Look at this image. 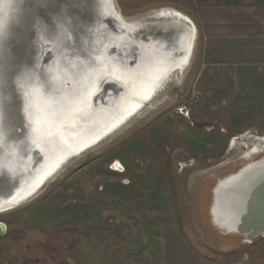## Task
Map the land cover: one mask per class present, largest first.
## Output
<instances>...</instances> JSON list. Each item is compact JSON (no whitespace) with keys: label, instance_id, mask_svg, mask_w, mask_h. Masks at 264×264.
<instances>
[{"label":"rangeland","instance_id":"374dc122","mask_svg":"<svg viewBox=\"0 0 264 264\" xmlns=\"http://www.w3.org/2000/svg\"><path fill=\"white\" fill-rule=\"evenodd\" d=\"M114 2L156 27L171 20L141 15L172 7L193 21L198 4ZM211 27L197 29L191 62L137 117L0 212V264H264V237L230 246L198 214L197 191L264 137V37H216Z\"/></svg>","mask_w":264,"mask_h":264},{"label":"water","instance_id":"95a60500","mask_svg":"<svg viewBox=\"0 0 264 264\" xmlns=\"http://www.w3.org/2000/svg\"><path fill=\"white\" fill-rule=\"evenodd\" d=\"M13 2L0 37V155H14L23 165H29L26 175L39 172L44 152L67 154L66 150L73 146L64 143L50 150L47 142L41 141L43 150H40L31 134H35V120L41 125L57 120L61 129L70 126L72 136L101 124L95 112L116 110V117L122 118L131 110L124 111L118 103L134 87L132 84H141L139 75L152 70L144 66L145 52L138 42L160 45V41H165L166 51L156 48L163 52V57L169 51L173 61L193 50L194 43L187 48L183 38L191 33L189 25L178 18L157 27L135 22L141 31L129 32L116 17L109 0ZM134 35L138 36L135 40L131 37ZM106 58L112 60L119 73L106 72L108 67L103 65L107 63ZM27 75L29 79L24 80ZM130 97L132 104L146 101L144 96L134 93ZM23 109L30 112L31 120L26 118ZM69 119L75 120L74 123ZM50 136V143L58 140L55 134ZM261 141L257 140L242 153L241 163L219 175L214 172V177L210 176L197 191L203 228L230 246L264 237V146ZM17 178L4 165L0 166V199L22 184ZM5 232L6 225L0 222V237ZM2 258L3 253L0 261Z\"/></svg>","mask_w":264,"mask_h":264},{"label":"bare ground","instance_id":"6f19581e","mask_svg":"<svg viewBox=\"0 0 264 264\" xmlns=\"http://www.w3.org/2000/svg\"><path fill=\"white\" fill-rule=\"evenodd\" d=\"M13 4H14L13 0H0V37L1 35H3L6 26V19L13 9ZM109 4L113 6L116 13V17L120 19L121 23L124 25V27H126L127 30H130L129 32H132L133 29L141 31L140 28H138V26H136V24L134 23L141 20L138 19L140 18V16L136 18H127L126 16L123 15L121 10L116 6L114 0H109ZM143 16H147L152 19L178 18L181 19V21L187 23L189 25V29L191 33L187 32L188 34H185L183 38L184 41L187 42V48H189V46H191L192 43H194L193 44L194 46H192L193 48L192 51L194 54L195 46L197 44L196 43L197 29L190 17L183 14L180 10L172 7L153 9L143 13L141 17ZM193 29L195 30V34ZM121 36L122 35H120V39H122ZM131 37L132 39L135 40L137 39L138 36L134 35ZM134 40L133 42H135ZM160 43H161L160 45H154V43L149 44L148 42L146 43L138 42V44L142 47V49L145 52V54L142 55L143 56L142 58L145 59L146 62L144 63V66L145 67L149 66L152 68V70L148 72L146 75H139L138 79L142 81L141 84H139L138 82L132 84V86L134 87L130 86L131 89L129 90V92L126 93L124 97L121 98V101L118 103V107L124 108V111L126 110L128 111L129 109H131L128 113H126L125 115L122 116V118H120V117H116L117 115L116 110L102 109V111L99 113L98 112L93 113L96 117L98 118L100 117L101 124H97L95 126H92L91 128L87 127L86 129L85 127H80V128H84L86 131L82 133L77 132L75 133V135L72 136H70L71 135L70 126H67L65 129L64 128L61 129L59 127L60 122L57 120H53V122L51 121L52 122L51 124L43 123L42 125L41 122L39 121L37 122V120H35L36 126L34 128V131L36 135L33 133L31 134L33 136L34 143L35 141L38 143L39 145L38 148L40 150H43L42 147L40 146L41 141L47 142V145L50 146V150L51 147L53 146L55 147L56 145L62 146L64 145V143L66 144L71 143L73 146L74 145L77 146L78 144L82 143L78 147L74 148L72 146V148L70 149L73 150L71 152L73 153L71 157H73L95 147L100 142L105 140L107 137L115 133L117 130L123 128L134 116L140 114L141 113L140 111L143 109V107H145V104H142L141 101H136L134 102V104H132L131 103L132 101L130 99L131 98L130 93H134V95L136 96H140V95L141 97L144 96L146 100L145 103L151 102L153 97H155L156 92L159 91V88L162 87L166 82H168L171 79V76L173 77L174 74H176V76H179V74H181L186 64H188L189 61L191 62V60L189 59L191 50L189 51V55H185L184 57H180L179 59L176 58L177 60L174 61L172 58H170L171 54L169 51L168 54H166L163 57V52L160 50L162 47V49L166 51V49L164 48V46H166V43L165 41H160ZM149 47L151 48L149 49ZM156 47H158V49L160 50H157ZM143 50H141V52H143ZM98 55L99 58L102 57L100 56V53ZM147 56L151 57L152 59H149ZM106 62L107 63L105 64H107V66L103 64L104 68L108 67V70H106V72L110 73L111 71H113L119 73L120 70L116 68V65L113 64L110 58H106ZM162 62H165L164 63L165 65H161ZM176 76H174L173 81H175V79L177 80ZM27 79H29L28 75L27 77L24 78V80ZM25 95L27 94H25V90H24V101L26 104L27 102ZM23 111L26 118L28 120H31L30 112L24 109ZM108 116L109 118H107ZM69 121L71 123H74L75 120L73 121L72 119H69ZM56 128H58V130H55ZM50 134L51 135L55 134L54 138H58V140L60 141L56 140L53 143H50L51 142ZM260 143H262L264 146V137L262 138V141ZM70 150H66L68 151L67 154L66 152H63L62 155L50 154L44 152L43 153L44 161H42L41 162L42 165L38 167L39 172L33 173L32 175L25 174L27 172L26 168H28L29 165H23V162L18 161V159L14 155L8 157L4 155H0V166L4 165L9 170V174H11V176H19V178L17 179H20V183H22L18 188L14 189L12 192L10 191V194L7 197L1 196L2 198L0 199V212L2 211L4 212L5 210H9L16 206H19L22 203H25V201H28L30 198L32 199L35 196L39 195L45 189L47 184L51 182L49 179L52 178L55 174H57L59 172V169H61V166H63V164L71 158L70 157L67 160L65 159L66 156L69 157L68 153L70 152ZM245 154L248 153L246 152Z\"/></svg>","mask_w":264,"mask_h":264},{"label":"crops","instance_id":"0c3cea01","mask_svg":"<svg viewBox=\"0 0 264 264\" xmlns=\"http://www.w3.org/2000/svg\"><path fill=\"white\" fill-rule=\"evenodd\" d=\"M190 16L204 35L209 32L203 29L212 26L216 37H264V0H198Z\"/></svg>","mask_w":264,"mask_h":264}]
</instances>
